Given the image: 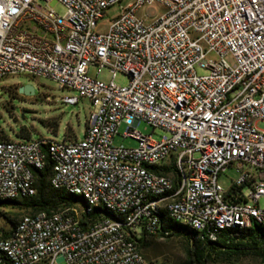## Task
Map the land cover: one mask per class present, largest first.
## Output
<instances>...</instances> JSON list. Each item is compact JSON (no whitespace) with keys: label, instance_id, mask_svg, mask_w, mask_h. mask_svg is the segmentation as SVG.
Returning a JSON list of instances; mask_svg holds the SVG:
<instances>
[{"label":"built area","instance_id":"2783aa9c","mask_svg":"<svg viewBox=\"0 0 264 264\" xmlns=\"http://www.w3.org/2000/svg\"><path fill=\"white\" fill-rule=\"evenodd\" d=\"M121 1L0 0V80L44 78L76 93L63 103L91 104L81 139L0 141V193L34 197L33 172L49 160L53 189L85 191L120 211L142 196L128 223L104 217L83 227L90 212L77 206L52 217L28 212L32 223L22 224L15 244L0 238V264H148L129 242L162 232L155 215L167 199L161 187L181 197L180 207H166L173 219L196 222V233L210 241L264 221V131L256 128L264 122V89L246 88L264 75V0H135L97 32L105 11ZM153 4L164 13L147 24L149 16L138 13ZM103 70L108 83L97 79ZM118 74L126 86L114 83ZM240 92L248 101H239ZM142 122L167 135L140 134ZM122 125L136 148L114 146ZM229 169L237 178L224 190L218 179Z\"/></svg>","mask_w":264,"mask_h":264},{"label":"rangeland","instance_id":"374dc122","mask_svg":"<svg viewBox=\"0 0 264 264\" xmlns=\"http://www.w3.org/2000/svg\"><path fill=\"white\" fill-rule=\"evenodd\" d=\"M135 0H122L119 4L108 8L104 17L98 22L97 32L105 33L110 23L120 15L121 10L134 3ZM54 10L58 14L63 13L60 5H55ZM164 10L158 4L142 8L138 16L147 14L150 23L153 19L162 15ZM96 70L90 72L95 77ZM98 80L108 83L110 75L103 70L97 77ZM114 83L123 87L128 79L118 74ZM30 85L34 88V95L25 97L18 94V88ZM76 93L70 90L58 88L55 82L44 78H34L26 75L9 77L0 80V137H6L10 141L22 142L26 140L49 139L55 142L73 141L81 139L84 135L86 120L91 110L88 100L80 99L76 105H68L62 102L63 98L76 97ZM256 128L264 131V122H258ZM53 130V131H52ZM55 130V132H54ZM69 130V131H68ZM135 131L142 135H150L153 132V140H160L167 134L164 131L153 129L145 124L139 123ZM125 126L118 129L113 144L116 147L136 148L137 143L130 138H123ZM26 133V138L23 134ZM237 174L229 169L218 179L219 185L228 190L231 183L235 181ZM77 204L79 209L84 208L86 203L81 199ZM259 207L264 209V199L259 201ZM2 212L10 215H18L19 218L27 214V211L18 209H1ZM0 229L9 230L10 225L0 217ZM148 264H178L183 260L185 241L182 238L170 240L162 238H148ZM211 264H223L214 262ZM236 264H257L251 258L238 261Z\"/></svg>","mask_w":264,"mask_h":264},{"label":"trees","instance_id":"16d2710c","mask_svg":"<svg viewBox=\"0 0 264 264\" xmlns=\"http://www.w3.org/2000/svg\"><path fill=\"white\" fill-rule=\"evenodd\" d=\"M23 135L25 138L27 137L26 133ZM42 152L46 154L45 147H42ZM50 168V162L47 160L42 171L33 172L36 187L34 197L21 201H0V217L10 225L11 229L15 227L20 218L18 215L4 213L1 209L50 213L62 207H75L82 201L79 197L50 188L48 183ZM105 216V212L95 209L91 214L81 216V225L86 227L91 221L102 219ZM0 232V238L7 237V232L4 233L2 229ZM162 232H166L167 235L160 234L155 237L143 235L139 239H135L139 252L146 260L148 238L166 240L182 238L185 241V250L183 260L178 264H211L214 262L236 264L247 258H251L259 264L264 260V231L256 225H252L247 230H223L218 234L216 241L201 238L195 231L167 219H162Z\"/></svg>","mask_w":264,"mask_h":264},{"label":"bare ground","instance_id":"6f19581e","mask_svg":"<svg viewBox=\"0 0 264 264\" xmlns=\"http://www.w3.org/2000/svg\"><path fill=\"white\" fill-rule=\"evenodd\" d=\"M246 88L250 90L264 89V75H260V79H251V81H246ZM239 101H248V92H240ZM38 158L46 159V154L42 152V147H38ZM176 173H183V166H176ZM55 179H57V172H50L48 183L51 189H53V185H55ZM171 183H179L178 174H171ZM53 190L63 191L68 195L83 199L86 203V206L81 209H86V212H90V214L93 212V210L99 209L106 213L105 217L110 218L113 221H121V223H128L129 216L135 214V204H142V196H135V204H128V207H121L120 211L117 205L95 203L94 200L89 198V195L85 191H76L74 189H66L65 187H58L54 188ZM34 191H36L35 179ZM161 196L167 197V199H163V203H158L156 205L155 215L157 216V221L162 222V219H167L197 232L196 222L189 219H173L171 211H166V207H180L181 197L171 196V189L169 187H161ZM0 201H20V196H11L7 195V193H0ZM35 217H52V211L50 213L42 211L35 212ZM31 223L32 214L27 213L22 216L15 227L9 231L8 236L1 238V244H15L18 238L21 236L22 224ZM252 225H256L264 231V221H254V224H240L236 229L247 230ZM67 234H74V227H67ZM160 234L167 235V233L153 232L152 237L158 236ZM129 249L134 255H142L141 252H139L135 241L129 242ZM259 264H262V262Z\"/></svg>","mask_w":264,"mask_h":264},{"label":"water","instance_id":"95a60500","mask_svg":"<svg viewBox=\"0 0 264 264\" xmlns=\"http://www.w3.org/2000/svg\"><path fill=\"white\" fill-rule=\"evenodd\" d=\"M18 94L25 97H30L34 95V88L30 85L21 86L20 88H18Z\"/></svg>","mask_w":264,"mask_h":264},{"label":"crops","instance_id":"0c3cea01","mask_svg":"<svg viewBox=\"0 0 264 264\" xmlns=\"http://www.w3.org/2000/svg\"><path fill=\"white\" fill-rule=\"evenodd\" d=\"M5 140H9V139H7L6 137H0V141H5ZM10 230H11V228H10L9 230H7V231L3 229V232H4V233L7 232V234H8ZM0 234H1V232H0ZM7 236H8V235H7Z\"/></svg>","mask_w":264,"mask_h":264}]
</instances>
